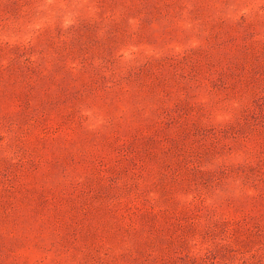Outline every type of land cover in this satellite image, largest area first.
<instances>
[{
    "label": "rangeland",
    "instance_id": "obj_1",
    "mask_svg": "<svg viewBox=\"0 0 264 264\" xmlns=\"http://www.w3.org/2000/svg\"><path fill=\"white\" fill-rule=\"evenodd\" d=\"M0 264H264V0H0Z\"/></svg>",
    "mask_w": 264,
    "mask_h": 264
}]
</instances>
